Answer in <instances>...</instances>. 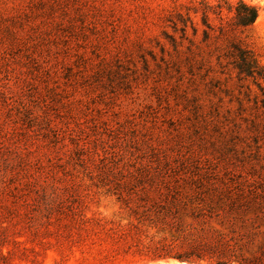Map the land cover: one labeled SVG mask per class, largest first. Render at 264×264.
<instances>
[{
	"label": "rangeland",
	"instance_id": "374dc122",
	"mask_svg": "<svg viewBox=\"0 0 264 264\" xmlns=\"http://www.w3.org/2000/svg\"><path fill=\"white\" fill-rule=\"evenodd\" d=\"M202 1L0 0V238L21 243L10 264L175 261L59 245L67 216L46 226L24 203L39 166L106 230L130 229L136 201L108 193L105 175L166 171L257 192L264 232V82L240 80L231 58L240 46L264 68V0H224L232 11L210 28L195 13ZM240 1L260 9L247 30L235 27Z\"/></svg>",
	"mask_w": 264,
	"mask_h": 264
},
{
	"label": "trees",
	"instance_id": "16d2710c",
	"mask_svg": "<svg viewBox=\"0 0 264 264\" xmlns=\"http://www.w3.org/2000/svg\"><path fill=\"white\" fill-rule=\"evenodd\" d=\"M226 6L224 0L215 7L203 0L195 13L201 14L203 25L210 28L211 16L221 18L224 10L232 11ZM234 14L235 27L247 30L257 22L260 9L240 1ZM233 49L232 64L240 80L251 79L263 91L264 68L255 55L240 46H233ZM262 105L264 108V100ZM22 157L17 156L28 172L30 166ZM38 169V176H34L27 186L32 203L28 199L24 203L30 209L32 219H40L46 226L60 224L61 215L67 216V221L63 222L67 231L58 234V243L62 245L67 241L70 251L100 248L107 261L133 257L142 262L264 264V232L256 226L262 221V204L260 196L253 190L219 186L214 183L212 174L200 172L192 173L196 182L185 184L180 183L179 174L166 171L118 174L120 180L115 174H108L105 175L109 179L105 187L111 186L108 193L120 200L136 201L133 210L136 223L127 231H113L106 230L100 221L85 219L78 200L66 187L60 188V179L45 173L41 166ZM216 224L226 227L225 230L216 229ZM5 230L6 226L0 223V232ZM37 232L36 229L31 231L33 238L37 237ZM151 232L163 233V237L155 241ZM10 244L15 248L3 255L2 247ZM20 244L2 235V264H10L17 256Z\"/></svg>",
	"mask_w": 264,
	"mask_h": 264
},
{
	"label": "bare ground",
	"instance_id": "6f19581e",
	"mask_svg": "<svg viewBox=\"0 0 264 264\" xmlns=\"http://www.w3.org/2000/svg\"><path fill=\"white\" fill-rule=\"evenodd\" d=\"M161 264H185V263H180V262H177V261H170L168 263H161Z\"/></svg>",
	"mask_w": 264,
	"mask_h": 264
}]
</instances>
